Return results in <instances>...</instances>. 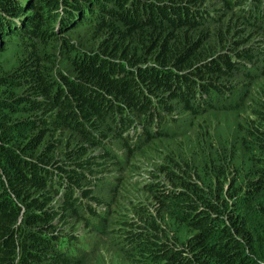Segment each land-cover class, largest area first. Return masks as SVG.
<instances>
[{
    "label": "trees",
    "instance_id": "16d2710c",
    "mask_svg": "<svg viewBox=\"0 0 264 264\" xmlns=\"http://www.w3.org/2000/svg\"><path fill=\"white\" fill-rule=\"evenodd\" d=\"M76 1L30 3V10L41 9L28 15L18 30L22 41L16 70L0 76L4 85L15 83L22 90L0 95V264L77 263V257L65 245L58 247L50 219L57 212L68 210L73 215L98 212L96 206L81 197L84 189L80 187L83 180L91 177L89 165L96 162L95 154L78 159L86 155L87 145L101 142L94 130L100 137L102 125L117 131L130 127L136 136L144 137L157 130L152 128L159 126L157 121L162 116L152 108L139 82L169 89L186 109H194L198 104L195 99L213 90L211 82L201 78L200 71H226L235 65V54L251 55L250 49L243 48L229 56L204 59L206 53L200 52L198 33L187 42L177 39L178 33L198 28L214 16L198 12L185 2L89 0L91 36L100 40L101 49H80L62 40L60 45L68 52V67L65 76L55 77L64 78L61 87L46 70V61L52 62L53 54L41 44L49 38V24L56 19L59 4H68L65 12L70 14ZM25 2L0 0V31L7 29L11 17L16 23L22 19L15 15ZM107 3L111 6H104ZM260 3L255 0V9ZM248 15L263 18L264 22V16L254 8ZM43 17L47 21L41 22L47 27L38 25ZM145 50H149L154 61L141 68L137 61ZM111 55L124 58L127 64H120ZM127 65L135 66L137 77L129 73ZM16 112L21 116L14 117ZM131 115L138 116L137 123L128 126ZM21 130L25 131L23 140L17 136ZM129 134L126 131L125 137ZM249 135L251 147L258 152L264 150L259 141L264 140V129L255 128ZM70 141L71 148L62 150L66 162H58L52 151ZM260 164L256 168L251 163L239 172L242 175L234 181L232 190L221 186L217 190L209 179L204 183L187 181L185 188L180 189L159 186L161 183L154 181L158 186L154 195L161 203L160 219L151 220L148 227L124 220L137 227L124 235L127 249L132 248L134 254L150 264H264V157ZM33 192L38 193L32 195ZM57 194L62 199L55 201V207L47 204ZM17 197L27 206L18 217L19 209L13 204ZM166 217L177 218L174 231Z\"/></svg>",
    "mask_w": 264,
    "mask_h": 264
},
{
    "label": "rangeland",
    "instance_id": "374dc122",
    "mask_svg": "<svg viewBox=\"0 0 264 264\" xmlns=\"http://www.w3.org/2000/svg\"><path fill=\"white\" fill-rule=\"evenodd\" d=\"M155 1L152 0V3ZM177 1L195 7L198 12L214 15L209 16L211 18L200 27L187 28L177 34V39L187 42L198 33L202 42L200 52L206 53L204 59L229 56L243 48L250 49L251 55L244 57L235 54L238 57L235 65L226 71H200L201 78L208 79L213 90L206 96L199 95L198 100L195 99L198 104L194 109H186L178 96H171L169 89L139 82L152 108L162 116L157 121L159 126L152 128L157 130L151 131L147 137L136 136L130 127L117 131L111 126L102 125L101 137L98 130L93 131L101 142L87 145L86 155H80L78 159L95 154L96 162L89 165L92 168L91 177L83 180L80 187L84 189L81 197L96 206L98 212L93 215H73L68 210L63 214L57 212L50 219L57 234L58 247L65 245L77 257L76 264H150L144 257L134 254L130 250L132 248L127 249L124 235L137 227L124 220H133L148 227L151 220L160 219L161 203L154 195L158 190L155 189L158 186L154 181H159V186L180 189L185 188L187 181L204 183L209 179L217 190L220 186L232 190L234 181L242 175L239 172H243L251 163V167H261L264 150L258 152L251 147L249 133L255 128L264 129V22L263 18L258 20L248 14L254 8L258 15L264 16V0L256 9L255 0ZM30 3L33 4L34 0H26L19 5L15 16H21L22 19L18 23L11 17L12 22L7 24V29L0 31V76L16 70V58L21 55L19 45L22 41L18 30L28 15L41 9L30 10ZM88 3L89 0L73 2L70 14L65 12L68 4H59L58 15L49 24V38L41 44V48L53 54L50 55L52 62L46 61V70L51 71L61 87L64 78L55 77L65 76L68 67L65 59L68 52L66 47L60 45L62 40L80 49L86 50L85 46L101 49L100 40H94L91 36L93 31L88 23L91 21L88 19ZM107 5L111 6L109 3L104 6ZM41 21H47L46 17L38 25L47 27ZM37 40L35 38L34 41ZM111 56L120 64H127L124 58ZM153 61L149 57V50H145L139 55L137 64L145 68ZM127 68L131 69L130 74L137 77L134 65H127ZM187 73L192 74L189 71ZM20 91L21 88L15 83L4 85L0 82V95ZM160 95L164 98L160 99ZM166 103L170 106H166ZM13 116L20 117L21 114L16 112ZM137 118L131 115L132 121L128 126L137 123ZM128 130L130 134L125 137ZM23 135L25 131L21 130L17 136L23 140ZM259 141L263 147L264 140ZM72 145L70 141L64 143L60 150L52 151L58 162H66L62 150L67 151ZM249 155L252 159H248ZM37 193L33 192L32 195ZM58 199H62L59 194L53 195L47 204L54 205ZM13 204L19 209L17 217L27 208L21 197L15 198ZM163 216L166 215L163 213ZM176 220V217L165 218L172 231Z\"/></svg>",
    "mask_w": 264,
    "mask_h": 264
}]
</instances>
